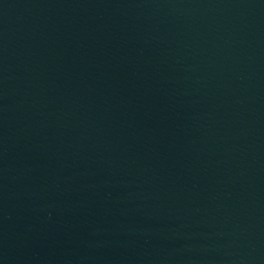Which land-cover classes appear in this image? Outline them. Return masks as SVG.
<instances>
[{"label":"water","instance_id":"1","mask_svg":"<svg viewBox=\"0 0 264 264\" xmlns=\"http://www.w3.org/2000/svg\"><path fill=\"white\" fill-rule=\"evenodd\" d=\"M0 264H264V0H0Z\"/></svg>","mask_w":264,"mask_h":264}]
</instances>
